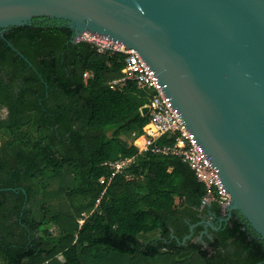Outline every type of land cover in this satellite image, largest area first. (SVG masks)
I'll return each mask as SVG.
<instances>
[{
	"label": "trees",
	"instance_id": "16d2710c",
	"mask_svg": "<svg viewBox=\"0 0 264 264\" xmlns=\"http://www.w3.org/2000/svg\"><path fill=\"white\" fill-rule=\"evenodd\" d=\"M73 37L39 19L0 34V264H264V241L238 212L221 223L216 199L203 205L187 163L120 139L145 134L152 93L112 86L125 57Z\"/></svg>",
	"mask_w": 264,
	"mask_h": 264
},
{
	"label": "water",
	"instance_id": "95a60500",
	"mask_svg": "<svg viewBox=\"0 0 264 264\" xmlns=\"http://www.w3.org/2000/svg\"><path fill=\"white\" fill-rule=\"evenodd\" d=\"M36 19L136 50L264 241V0H0V34Z\"/></svg>",
	"mask_w": 264,
	"mask_h": 264
},
{
	"label": "built area",
	"instance_id": "2783aa9c",
	"mask_svg": "<svg viewBox=\"0 0 264 264\" xmlns=\"http://www.w3.org/2000/svg\"><path fill=\"white\" fill-rule=\"evenodd\" d=\"M75 42H87L103 55H123L125 57L124 77L113 81L111 85H123L126 81H133L140 89L152 93L150 105L147 106L149 107L151 120L145 128V134L136 136L133 133L132 135L133 143L138 148L139 153L152 152L179 157L195 172L198 180L205 184L207 196L203 200V205H209L213 199H216L225 212L230 197L222 191L215 169L206 161L173 105H170L167 101L150 66L140 54L136 50L127 47L123 42L89 32L77 37ZM165 136L174 137V144L157 145L156 143ZM131 161L132 159H121L109 165L114 169V175H116L122 172ZM104 181V178L100 179L101 183H104Z\"/></svg>",
	"mask_w": 264,
	"mask_h": 264
},
{
	"label": "rangeland",
	"instance_id": "374dc122",
	"mask_svg": "<svg viewBox=\"0 0 264 264\" xmlns=\"http://www.w3.org/2000/svg\"><path fill=\"white\" fill-rule=\"evenodd\" d=\"M6 116H7V111L5 109L0 110V119H5ZM120 139L122 141L126 142V143H131L132 142V135H131V133L129 131H126L125 130V131H123L121 133ZM46 198H47V200H48V202L50 204H53V205H56L57 204V202H56V200H55L54 197H52V196L49 197V193H47ZM34 211L36 212L37 209L34 208ZM194 242L200 243V242H202V240H200L199 238H197V239L194 240Z\"/></svg>",
	"mask_w": 264,
	"mask_h": 264
},
{
	"label": "flooded vegetation",
	"instance_id": "af4514ba",
	"mask_svg": "<svg viewBox=\"0 0 264 264\" xmlns=\"http://www.w3.org/2000/svg\"><path fill=\"white\" fill-rule=\"evenodd\" d=\"M73 41H74V40H73ZM229 218H230V217H227V218H223V219H221V223H222L223 220L228 221ZM208 221H210V220H208ZM208 223H209V222H208ZM205 226H206V228H208V224H207V223L205 224ZM205 233H207V231H206ZM197 238H199V237H197ZM201 238H202V237H201ZM200 243L203 244V245L205 246V243L203 242V240H202V242H200Z\"/></svg>",
	"mask_w": 264,
	"mask_h": 264
}]
</instances>
